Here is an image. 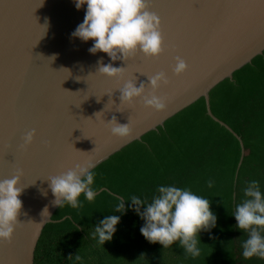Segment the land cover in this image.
I'll return each instance as SVG.
<instances>
[{"label": "water", "instance_id": "1", "mask_svg": "<svg viewBox=\"0 0 264 264\" xmlns=\"http://www.w3.org/2000/svg\"><path fill=\"white\" fill-rule=\"evenodd\" d=\"M162 20L164 51L153 57L137 52L112 62L106 53L91 54L93 41L72 37L83 22L86 6L74 0H0V180L20 174L22 208L10 242H0V264H34L44 226L58 206L49 177L76 164L101 162L204 97L211 111L210 91L264 52V0H152ZM225 5H239L225 9ZM225 11L233 19L224 23ZM187 70L176 75V57ZM125 69L122 77L98 71L99 62ZM164 72L155 94L166 108L145 107L142 97L120 104L119 88L128 79L137 86ZM152 89H146L151 93ZM131 126L127 137L112 135L108 122ZM35 130L33 142L24 136ZM244 150V149H243ZM244 154V153H243ZM47 208L48 214L43 210Z\"/></svg>", "mask_w": 264, "mask_h": 264}, {"label": "trees", "instance_id": "2", "mask_svg": "<svg viewBox=\"0 0 264 264\" xmlns=\"http://www.w3.org/2000/svg\"><path fill=\"white\" fill-rule=\"evenodd\" d=\"M210 107L241 137L243 148L199 98L92 169L95 200L82 195L79 209L57 208L37 242L34 264H74L68 257L77 253L82 264H264V259L243 258L247 233L235 228L232 216L248 181L258 180L264 191V52L212 88ZM209 180L214 187H208ZM161 184L191 188L212 201L218 216L215 239L201 233L200 257H188L176 244L163 249L148 242L140 233L144 221L131 209L121 215L111 241L101 246L91 238L95 225L113 214L116 196L151 202Z\"/></svg>", "mask_w": 264, "mask_h": 264}, {"label": "clouds", "instance_id": "3", "mask_svg": "<svg viewBox=\"0 0 264 264\" xmlns=\"http://www.w3.org/2000/svg\"><path fill=\"white\" fill-rule=\"evenodd\" d=\"M74 4L77 10L86 6V12L83 22L71 35L83 42L93 41L89 48L91 54L103 52L115 62L134 57L137 52L147 57L163 52L161 21L158 15L148 10V0H74ZM175 59L173 72L180 75L187 70L188 64L179 56ZM112 62L104 64L101 60L98 71L108 77H122L125 69L114 66ZM162 82H169L164 72L149 76L147 83L141 82L139 86L133 79H128L119 88L120 104L131 105L136 98L142 97L145 107L164 110L166 97L155 94ZM149 85L152 92L145 94ZM108 125L114 136L127 137L131 133L130 123L121 124L116 117ZM34 135L35 130H32L24 136L25 146L33 142ZM93 167L91 163L76 164L66 172L49 177V187L55 198L53 204L60 208L68 205L79 209L82 207V195L88 202H93L97 196ZM19 182L20 174L0 180V242H10L19 223L17 216L22 208L19 197L23 190L18 186ZM214 184V180L208 181L209 188ZM156 193L151 202L135 195L129 199L116 196L113 214L106 215L95 225L91 238L101 246L111 241L121 215L131 209L144 221L140 233L148 242L159 243L163 249L176 244L188 257H200L201 233L207 232L211 237L212 229L217 227L218 216L211 206L212 201L191 188L174 184L158 185ZM243 195L245 198L236 205L232 214L236 220L235 228L247 233V238L241 243L242 256L246 260L253 257L264 259V191L260 182L248 181ZM126 200L130 201L127 207ZM44 214L49 215L47 208L43 210ZM68 259L74 264L83 262L79 253L70 255Z\"/></svg>", "mask_w": 264, "mask_h": 264}, {"label": "snow or ice", "instance_id": "4", "mask_svg": "<svg viewBox=\"0 0 264 264\" xmlns=\"http://www.w3.org/2000/svg\"><path fill=\"white\" fill-rule=\"evenodd\" d=\"M149 7H155V5L152 3V0H149ZM226 10L227 9H235L237 7H240L239 5H225L223 6ZM157 15V14H156ZM233 19V16L231 14H229L227 11H225V15H224V23L228 22L230 20ZM161 23H160V30H161V26H162V20L160 19ZM162 32V31H161ZM164 49V48H163ZM164 51V50H163ZM169 82L165 85H168Z\"/></svg>", "mask_w": 264, "mask_h": 264}]
</instances>
